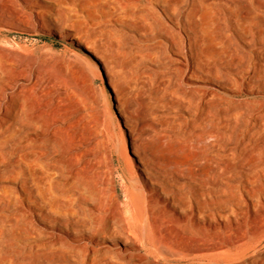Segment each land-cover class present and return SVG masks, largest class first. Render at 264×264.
Listing matches in <instances>:
<instances>
[{
    "label": "bare ground",
    "instance_id": "1",
    "mask_svg": "<svg viewBox=\"0 0 264 264\" xmlns=\"http://www.w3.org/2000/svg\"><path fill=\"white\" fill-rule=\"evenodd\" d=\"M47 1L0 0V17L5 16L6 23L12 20L17 23L46 26L48 21H56L57 18L52 11L43 9ZM92 1L101 10H106L116 8L115 2L119 0ZM139 6L138 17L141 14L143 20L141 29L159 48L167 50L166 57L170 60L171 68L181 72L182 79L188 80L195 67L199 64L204 66V61L209 57H215L216 60L227 57L231 71H220L224 73L222 76L229 84V89L242 84L248 90L264 96V0H144ZM25 9L30 11L25 12ZM214 40L218 41L220 48L212 45ZM92 43L87 40L86 47L90 52ZM229 43H234L235 53L227 55L221 46ZM214 70L219 73L217 68ZM26 80L25 74L16 67L10 66L0 70V170L8 173L12 182L10 186L0 190V218L5 216L6 211L15 210L16 204L19 203L15 215H24L31 211L32 216L39 218L41 226L35 223L33 218H25L22 221L16 219L6 230L0 225V264H32L23 260L24 250L42 247L43 244L29 243V240L37 234L45 233L44 229L47 227H58V234H64L63 238L66 237L60 238V241L72 248L77 242L78 232L91 231L90 227L84 225L79 209L67 201L68 198L59 197L54 192L50 169L60 170L61 167L51 164L47 155L39 148L26 147V142H32L34 139H23L22 128L31 127L34 121L29 120L24 122V125L21 123L28 102L25 95L21 96L16 90L18 86L23 87ZM210 90H202L193 104L184 98L177 100V105L184 110L181 116L188 121L190 145L187 146L194 149L199 156L189 166L182 168L176 165V168L167 169L165 166L157 167L150 163L140 153V144L131 135L130 128H127L132 143L130 157L136 159L138 167V174L129 192L134 198L140 219L149 227L150 245L160 252L182 251L197 256L212 254L233 245H252L255 238L264 235V98L255 101L253 99V102L242 98V105L227 106L219 93L218 95ZM189 96L195 98L192 92ZM117 98L120 99V96ZM211 100L215 102L211 103ZM160 102L161 107L163 104L160 105ZM155 107L157 108V105ZM160 125L158 123V126ZM168 129L170 127H167ZM37 139L39 142L43 140L42 137ZM85 150L78 152L81 155ZM4 153L9 156L8 162L3 160ZM113 195L109 203H101L97 207L98 213L107 222L106 229L100 228V231L118 232L122 236L120 248L114 245L110 253H114L124 262L134 258L137 263L140 253L137 255L130 250H136L138 243L135 239L130 241L133 237L129 236L127 226L123 222L121 202L116 194ZM92 223L94 224V220ZM115 223L118 229L113 227ZM3 236L8 238L1 242ZM59 246L61 249L65 245ZM69 250H61L58 253L59 262H68L71 258ZM43 252L41 254H45ZM76 253L74 255H78L77 251ZM35 255L38 256L39 253L35 252ZM103 256L102 260L105 258ZM108 261H105V264H110Z\"/></svg>",
    "mask_w": 264,
    "mask_h": 264
},
{
    "label": "rangeland",
    "instance_id": "2",
    "mask_svg": "<svg viewBox=\"0 0 264 264\" xmlns=\"http://www.w3.org/2000/svg\"><path fill=\"white\" fill-rule=\"evenodd\" d=\"M119 1L115 2L116 8L101 10L92 0H48L43 9L52 11L57 18L61 17L59 20L56 18V21H48L46 26L12 20L6 23L5 16L0 17V70L13 66L27 78L23 87L16 88L21 96L25 95L28 102L21 123L34 121L31 127L22 128L23 139H34L32 142L28 140L26 147L39 148L51 164L61 167L60 170L50 169L54 192L59 197L68 198L66 200L81 212L84 225L91 229L78 232L77 242L72 248L60 241V238L66 237L58 234V227H47L44 229L46 234H37L29 240V243L43 246L25 249L27 255L23 254V260L32 264H99L101 261V264H105L108 260L110 264H264V235L255 238L256 242L252 245H233L220 252L199 256L182 251L160 252L150 245L149 227L140 219L134 198L129 192L138 174V167L136 159L130 157L132 143L127 128H130L131 135L140 144V153L147 161L167 169H173L176 165L183 168L195 162L199 156L187 146L190 145L188 121L181 116L184 110L177 105L179 98L190 100L193 104L202 90L211 89L220 94L225 105L238 106L243 104L245 98L253 102V99L255 101L264 96L248 90L242 84L229 89V84L222 76L224 73H221L223 70L231 71L227 57L223 60L209 57L204 61V66L199 64L195 67L188 80L182 79V73L171 68L170 60L166 57L167 50L159 48L140 27L143 20L141 14L138 17L139 4L144 0ZM28 11L25 9V12ZM87 40L91 43L94 40L91 52L86 47ZM217 43L212 41L216 48L219 46ZM234 46V43H229L221 48L230 55L235 53ZM215 68L219 73L215 72ZM190 92L194 93L195 98L189 96ZM119 96L121 100L117 98ZM158 101L160 105L163 104L161 107ZM214 102L211 100V103ZM156 105L157 108H154ZM164 122L165 125L162 124ZM158 123L162 125L158 126ZM167 127L174 129L167 130ZM56 141H59L57 145ZM84 149L85 153L80 155L78 151ZM4 154L3 160L8 162L9 156ZM53 172L57 173L53 175ZM11 184L8 173L0 170V190ZM112 193L121 202L123 222L129 236L133 237L130 241L135 239L138 243L137 249L130 251L142 254H139L137 263L134 258L124 262L110 253L114 245L120 248L122 236L118 232L100 231L106 229L107 222L98 213L97 207L101 203H109L114 196ZM18 207L19 203L15 210L6 211L5 216L0 218L3 230L11 227L16 219L22 221L25 218H33L41 226L39 218L36 215L33 217L31 211L15 215ZM113 227L118 229L116 223ZM7 238L3 236L1 242ZM61 250H69L71 253L67 263L57 259ZM76 251L78 255H74ZM35 252L39 255L36 256ZM101 255L105 260H102Z\"/></svg>",
    "mask_w": 264,
    "mask_h": 264
}]
</instances>
